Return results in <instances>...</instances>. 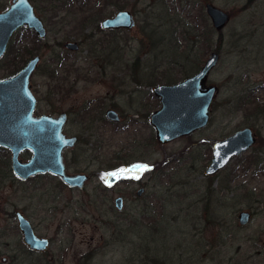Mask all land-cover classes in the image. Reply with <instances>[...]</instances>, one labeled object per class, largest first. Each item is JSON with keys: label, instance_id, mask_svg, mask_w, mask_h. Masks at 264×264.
<instances>
[{"label": "rangeland", "instance_id": "obj_1", "mask_svg": "<svg viewBox=\"0 0 264 264\" xmlns=\"http://www.w3.org/2000/svg\"><path fill=\"white\" fill-rule=\"evenodd\" d=\"M10 1L0 5L6 8ZM118 1L123 8L108 5L84 21L96 8L53 15L48 3H40L35 9L46 38L24 28L12 36V51L0 58V78H6L31 56H41L30 78L35 113L68 112L64 131L78 139L65 152L68 169L91 174L83 189L68 188L49 173L21 180L11 170L9 150L0 147V264H264V167L261 173L243 169L254 156L259 167L264 164V0ZM207 3L228 13L222 29L213 27ZM79 6L76 0L72 8ZM121 9L134 14L135 26L103 29L101 20ZM159 30L169 50L186 49L188 62L196 65L189 75L213 50L219 53L207 78L217 87L209 123L166 144L157 142L149 121L160 106L151 88L185 76L176 71L174 81L159 79L160 64L168 61L160 54ZM67 42L79 49H67ZM53 58L69 65L58 76L51 73ZM240 94L249 103L237 107ZM107 107L119 113L118 122L105 119ZM244 126L258 141L206 176L212 142ZM19 156L28 159L30 152ZM142 165L147 170L139 171ZM140 187L144 192L138 196ZM116 196L123 197L121 211L114 206ZM241 210L251 214L245 225L238 222ZM16 211L37 235L49 238L46 251L20 250L27 247Z\"/></svg>", "mask_w": 264, "mask_h": 264}, {"label": "water", "instance_id": "obj_2", "mask_svg": "<svg viewBox=\"0 0 264 264\" xmlns=\"http://www.w3.org/2000/svg\"><path fill=\"white\" fill-rule=\"evenodd\" d=\"M205 12L216 30L222 29L229 19L227 12L210 3L205 5ZM100 24L107 30L131 29L136 24V18L129 10L121 9L103 18ZM21 27L32 30L40 39L47 36L46 27L32 2L11 0L8 7L0 11V58L6 53L13 33ZM65 47L77 50L78 44L67 42ZM218 60L219 53L213 50L195 73L178 82L158 83L151 88L160 104L149 115L158 143L166 144L189 135L209 123V108L217 87L208 84L207 78ZM39 62L40 56L35 55L15 74L0 78V146L10 151L11 170L18 178L25 180L39 173H50L66 186L81 189L89 176L83 172H69L63 156V151L76 143L74 136L64 133L66 112L58 116L34 113L36 96L30 78ZM106 117L111 121L119 120L118 113L113 109L106 111ZM255 142L256 136L248 126L235 130L225 138L214 140L204 174L215 175L233 157L246 152ZM25 149L31 151L28 160L19 158V153ZM143 192L144 188L140 187L136 194L140 196ZM114 206L118 211L123 209L124 200L121 196L114 198ZM15 217L23 244L34 252L47 250L49 238L37 235L30 221L20 211L15 212ZM250 217V212L241 210L238 213L239 224H247Z\"/></svg>", "mask_w": 264, "mask_h": 264}, {"label": "trees", "instance_id": "obj_3", "mask_svg": "<svg viewBox=\"0 0 264 264\" xmlns=\"http://www.w3.org/2000/svg\"><path fill=\"white\" fill-rule=\"evenodd\" d=\"M80 1V6L77 8V10L73 9L72 6L73 4L76 2V0H34V7H38L39 8V4L40 3H45V4H49L51 7L50 9H53V15H59V13H61V11L66 10L69 13H76V11L79 12H85L88 10H94L93 8H96V12L92 13V14H88L85 16H82V21L88 19L89 17L93 16V15H97L99 14L101 11H103L104 8H106L108 5L114 6L115 8H123L122 3H120L118 0H97L96 2H94L93 6H89L88 8H83V5H87L91 0H79ZM100 5V7L98 8V6ZM0 9H3L2 5H0ZM74 19H76V15L74 17ZM80 22V21H79ZM156 30H152V33L155 32ZM160 33V37L157 40V43L159 44V47H161L160 49V54H164V56H166L168 61H165L163 63L160 64V66H163V70L161 71V75L159 76V79H165L166 82H171L174 81L175 79V74L176 71L181 72L185 77H187L191 71V69L193 70L195 68L192 67V63L190 65L189 61V54L187 53L186 49H181V50H169V47L166 45V40L164 38V31L159 30L158 31ZM157 32V33H158ZM219 37V44L221 41V37L222 34L221 32L218 34ZM165 40V41H164ZM218 44V46H219ZM178 48V47H177ZM12 51L11 46H9L8 52ZM26 52H28L27 49H25ZM17 56H15V58L13 59V65H12V69H15L17 64V60L15 61ZM175 64L176 68H169L167 66V64ZM52 65L55 64V66L53 67V70L51 73H54L55 75L58 76L59 74V70H62V72H64L66 70V68L69 66L68 64H66L65 62L62 61V59H58V58H53L52 60ZM136 64V61H135ZM165 64V65H164ZM74 66V64H71V66ZM72 66V67H73ZM165 69V70H164ZM69 71V70H68ZM173 71V72H172ZM159 81V80H158ZM133 170H137V168H133ZM20 250H24L25 253H33L34 251L27 249H24V246L20 245ZM34 253H38V252H34Z\"/></svg>", "mask_w": 264, "mask_h": 264}, {"label": "flooded vegetation", "instance_id": "obj_4", "mask_svg": "<svg viewBox=\"0 0 264 264\" xmlns=\"http://www.w3.org/2000/svg\"><path fill=\"white\" fill-rule=\"evenodd\" d=\"M31 1V0H30ZM33 4V3H32ZM34 6V5H33ZM8 7V6H7ZM6 7V8H7ZM6 8H3V9H0V11H2V10H4V9H6ZM35 8V7H34ZM36 10V9H35ZM37 13V12H36ZM42 20V19H41ZM43 21V20H42ZM43 24H44V22H43ZM44 26H45V24H44ZM46 27V26H45ZM24 28H26V27H21V28H19V29H17L14 33H13V35L16 33V32H18V31H20V30H22V29H24ZM25 30H28L29 32H31L36 38H38L37 37V35L32 31V30H29V29H25ZM47 30V29H46ZM105 30H107V29H105ZM110 30H113V29H110ZM12 35V36H13ZM12 36H11V38H12ZM11 38H10V40H11ZM46 38V37H45ZM38 39H40V38H38ZM10 40H9V43H8V47H7V51H6V53L8 52V49H9V46H10ZM40 40H42V39H40ZM68 49V48H67ZM78 49H79V45H78ZM77 49V50H78ZM70 50V49H69ZM77 50H72V51H77ZM5 53V54H6ZM4 54V55H5ZM3 55V56H4ZM2 56V57H3ZM33 56H35V55H33ZM33 56H31V57H33ZM40 56V55H39ZM30 57V58H31ZM40 61H41V56H40ZM40 63V62H39ZM39 65V64H38ZM38 67V66H37ZM31 87H32V85H31ZM34 93V92H33ZM37 102H38V100H37V97H36V108H37ZM246 104V103H249V97L248 96H246V95H243V94H240L239 96H237L236 97V105H237V107H241V106H243V104ZM36 108H35V111H36ZM109 109H113V110H115L116 111V109H114L113 107H107L106 109H105V112H104V116H105V119L107 120V121H109V122H118L119 120H120V115H119V113H118V115H119V120L118 121H111V120H109L107 117H106V111L107 110H109ZM61 112H66V114H67V119H66V123L68 122V112L66 111V110H61L59 113H57V114H52V113H47V114H50V115H52V116H58V115H60V113ZM35 113V112H34ZM36 114V113H35ZM40 114H46V113H40ZM40 114H36V115H40ZM65 126H66V124H65ZM245 127V126H244ZM248 127H250V126H248ZM251 128V127H250ZM64 129H65V127H64ZM252 129V128H251ZM252 132L254 133V131H253V129H252ZM64 133H65V131H64ZM66 134V133H65ZM67 135V134H66ZM254 135L256 136V134L254 133ZM67 136H74L75 138H76V143L72 146V147H70V148H68V149H65L64 151H63V156H64V161H65V164H66V168H67V170L69 171V169H68V166H67V163H66V158H65V152H66V150H69V149H74L75 147H76V145H77V142H78V139H77V137L75 136V135H67ZM156 138V137H155ZM258 141V139H257V136H256V142ZM255 142V143H256ZM213 143V142H212ZM254 143V144H255ZM253 144V145H254ZM253 145L248 149V150H250L252 147H253ZM261 146L262 147H264V142L263 141H261ZM1 147V146H0ZM1 148H4V147H1ZM4 149H6V148H4ZM6 150H8V149H6ZM25 150H27V149H25ZM212 150V149H211ZM247 150V151H248ZM22 151H24V150H22ZM21 151V152H22ZM29 152H30V157H31V151L30 150H28ZM10 152V151H9ZM245 153V152H244ZM243 154V153H242ZM19 155H20V153H19ZM237 156H241V154L240 155H237ZM237 156H235V157H237ZM29 157V158H30ZM235 157H233V158H235ZM19 158H20V156H19ZM28 158V159H29ZM233 158L230 160V161H232L233 160ZM21 159V158H20ZM28 159H22V160H28ZM250 164H249V166H247V167H243V169H244V171H246V172H249L250 170H251V168H254V167H256V170L254 171V173H261L262 171H263V167H264V164L262 165V167H259V156H254L251 160H249L248 161ZM264 162V161H263ZM10 163H11V153H10ZM230 163V162H229ZM228 163V164H229ZM244 163V162H243ZM227 164V165H228ZM226 165V166H227ZM10 166H11V164H10ZM226 166H224L221 170H223ZM239 169V168H238ZM220 170V171H221ZM220 171H218V172H220ZM69 172H71V171H69ZM75 172H83V173H86V172H84V171H75ZM204 172V171H203ZM217 172V173H218ZM216 173V174H217ZM40 174H43V173H39V174H36L35 176H37V175H40ZM44 174H46V173H44ZM50 174V173H49ZM89 177H88V179H87V181H86V183L89 181V179H90V177H91V174H88V173H86ZM215 174V175H216ZM35 176H32V177H35ZM214 176V175H213ZM17 177V176H16ZM29 178H31V177H29ZM28 178V179H29ZM20 179V178H19ZM21 180H23V179H21ZM25 180H27V179H25ZM61 180V179H60ZM62 182V181H61ZM63 183V182H62ZM86 183L84 184V187H85V185H86ZM64 184V183H63ZM65 185V184H64ZM66 186V185H65ZM66 187H68V186H66ZM83 187V188H84ZM68 188H77V187H68ZM83 188H81V189H83ZM77 189H80V188H77ZM122 197V196H121ZM123 198V197H122ZM114 201V200H113ZM22 213V212H21ZM23 214V213H22ZM24 215V214H23ZM26 217V216H25ZM31 223V222H30ZM46 251V250H45ZM44 252V251H43Z\"/></svg>", "mask_w": 264, "mask_h": 264}, {"label": "snow or ice", "instance_id": "obj_5", "mask_svg": "<svg viewBox=\"0 0 264 264\" xmlns=\"http://www.w3.org/2000/svg\"><path fill=\"white\" fill-rule=\"evenodd\" d=\"M147 168H148L147 165H142V166H139V169L138 170L142 172V171L147 170ZM117 171L123 173L124 170L123 169H120V170H117ZM111 175L115 176L116 173H112ZM136 178L138 179L139 177L137 176Z\"/></svg>", "mask_w": 264, "mask_h": 264}]
</instances>
